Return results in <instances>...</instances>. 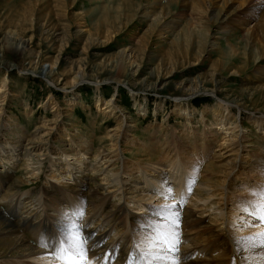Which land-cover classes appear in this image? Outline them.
Listing matches in <instances>:
<instances>
[{"label":"rangeland","instance_id":"rangeland-1","mask_svg":"<svg viewBox=\"0 0 264 264\" xmlns=\"http://www.w3.org/2000/svg\"><path fill=\"white\" fill-rule=\"evenodd\" d=\"M205 1L201 13L192 8L193 0H0V46L5 34L14 32L30 39L32 50L0 55V176L6 171L12 176L0 184V223L28 217L35 235L25 234L30 241L24 249L37 247L46 232L53 236L64 213L82 208L83 231L92 229L89 243L113 228L102 242L114 237L113 244L122 248L111 251L114 264H126L127 252L158 223L134 229L129 215L115 229L113 221L104 222L102 209L91 212L87 203H78L76 193L66 189L74 182L70 177L54 179L52 164L73 163L83 143L87 165L104 168L94 182L105 183L109 164L128 181L129 174L149 178L156 173L150 167L163 166L169 174L177 155L180 161L173 164L193 173L181 207L188 206L203 176L208 186L225 187V207L256 199L252 192L264 187V77L256 75L258 44L250 42L247 30L259 21L264 3ZM258 67L263 70L264 61ZM10 146L17 147L12 163L5 161ZM26 147L39 160L32 164L33 177L23 169ZM51 184L65 199L47 193ZM111 201L126 205L116 197ZM131 205L126 206L144 221L145 213ZM147 205L160 206L157 199ZM182 228L180 223L176 255L185 247L208 250L198 253L207 259L209 252L222 253L209 243L208 233L194 228L186 236ZM16 247L0 240V264H50L22 261L26 250ZM231 255L238 259L227 257L228 264L247 263L234 251Z\"/></svg>","mask_w":264,"mask_h":264},{"label":"bare ground","instance_id":"bare-ground-1","mask_svg":"<svg viewBox=\"0 0 264 264\" xmlns=\"http://www.w3.org/2000/svg\"><path fill=\"white\" fill-rule=\"evenodd\" d=\"M246 1H248L251 4L249 0ZM261 2L264 3V0ZM192 5H193L192 6L193 9L200 10L202 13V11L204 12L203 8L206 6V1L193 0ZM247 34H248L247 37L250 39V42H252L255 45L256 43L258 44V48H256L257 50L254 54V58H255L254 60L256 62L255 66L257 67L256 75L257 77H264V69L262 70V68L258 67L259 64L262 61H264V12L262 16H260L259 21L256 24H254L253 28H249L247 30ZM2 42L3 45L0 46L1 56H2L1 53H4V51L12 52L21 56L32 53L30 46V39L21 37L14 32H9V33L7 32ZM125 52L126 50H124V53ZM2 64L3 65L6 64L5 68L9 70L11 68H14L13 64L8 63L4 60H1V65ZM119 80L120 79L116 77L115 81H119ZM241 104L243 103L241 102ZM113 109L114 108H112V110ZM80 146H82L83 149H81V147L80 149H77L80 152L78 155L75 156L74 158L75 161L73 163L67 162L65 163V165H63L62 163L52 164L51 167L52 172L55 174L54 179L57 180L60 179V181L62 182V179L65 180V178L70 177V179L73 180L74 182L68 184L66 189L72 191L73 193H76L74 197L77 199L78 203L79 204H81V202L87 203L89 205L88 210H90L91 212L95 210V212L97 213V211L102 209L103 212L102 217L105 219L104 222L108 221L109 223L110 220L111 222L113 221L114 225H116L115 229L119 227L121 228L122 224H124V220H123L124 217H128L129 215H133L132 216L133 221L131 223V226L134 227V225H137V228L143 227L146 221H151V222L156 221L158 223H166V221L162 220L161 216L157 215V213L161 212L160 206H158L159 207L158 208L147 205L148 202H152L155 199H157L159 205L162 204L175 205L172 211L179 213V224L181 223V226L183 227L182 230L186 232V236L190 231H192V229L200 228L201 229L200 233L209 234L208 235V239L210 241L209 243H212L214 244V246L222 249V253L220 255L216 254L214 256L209 252V255L212 257L211 259H207L198 256V253L202 254L205 250L199 248L195 251V249L192 248L188 249L185 247L184 254H180V255L178 254L176 255V253L171 254L175 256L176 259L179 260L180 264H226V263L228 264V261H226L225 258L233 257V259H238L237 255H235V258L234 255H231L233 254V251L239 254V256L243 257L245 260L247 256L253 257L252 259L254 261L253 262L254 264H257V262H259L258 260H260L261 256H264V250H260V249H242L238 251V246L235 243L236 239L243 236L253 235L259 229L242 227L244 221H251V218L248 217L247 214L241 210V206L245 204L241 203L240 204L241 206L238 207L224 206L225 201L222 202V200L224 199L223 196H225L224 195L225 187L222 186V184H220L219 182L217 184H214V187H210L205 183L203 176L204 174L203 175L201 174V176L203 177L200 178V181L197 183L195 190L193 189V191L191 192V195L188 199V206L181 207L179 201L180 196L185 195L189 192V185H190L189 178L192 176L193 173L182 170L180 165L175 166L173 164L175 162L174 160L178 162L180 161V158L177 155H174V157H172L173 159L171 158L172 164L168 165L169 174H165L164 172H162L163 166H158L157 168L150 167L149 170L156 169V173H154L153 175L149 173V178L145 179V175L143 173L137 174L136 176L134 174H129L128 175L129 181H128L123 179L122 172L114 171L115 169H113V167L112 169H109L108 167L111 166V164H109L107 166L108 170L103 173L104 176L102 177L105 183L102 182L98 183V182H94L93 176L94 174H97L99 171H101L104 168L101 164L98 163H95L97 164V166L93 164L94 167H90V165L88 166L87 161L85 160L86 154L84 151L86 144L83 143V145ZM10 147L11 149L7 150L5 157L7 159L5 161L8 163L9 162L12 163L13 161H16L15 158L17 157V154H15L17 147L16 146H10ZM27 149L29 148L27 147L24 148V152H26ZM28 151L26 152V154L28 155L29 158L25 159L26 163L24 165H26V167L23 169L27 170L26 172H28L33 177V174L37 168H35L32 164L37 163L39 160L37 161L38 158L35 159V155H32V153ZM2 160L4 162V158ZM66 160L67 159H65V161ZM230 161L231 160H229L228 162ZM4 164L5 163H3V165ZM105 164H108V162L105 161ZM230 168L231 170H233L235 169V166L234 167L231 166ZM87 169H91L90 171L93 174H90L89 176L86 175ZM170 172H173L174 174ZM229 174L230 172L227 171L226 176H228ZM85 176H87V178ZM211 177L210 179H212ZM11 178H12L11 173L9 171H6L5 175L0 176V180H1L0 184L3 185L4 183H7ZM16 182L17 181H15V183ZM74 184H76L77 188L75 186H72ZM167 187L173 188V194L175 195V199L165 200L158 195L160 191H162ZM57 189L58 188L56 184H51L48 185L49 191L47 189L46 191L50 195H54L57 198H59V200L65 199L64 196L60 195V192H58ZM220 195H222V197H220ZM111 197H116L117 200L123 199L124 201L123 203H126V205L132 204L131 205L133 206L132 210H141L142 212L140 213H145L143 216L147 218H145V220L142 221L141 218L136 216V213L134 211H131V209L128 206L120 205L118 201L112 202ZM34 200H31L32 203L36 202ZM36 205L38 204H35V206ZM123 211L126 212L125 216L123 215ZM26 218L24 219L23 223L17 222L15 224L9 223L10 221L8 223L1 221L0 240L3 239V241L16 244L17 249L18 247L23 248L24 245L30 241L29 239H27L26 237L27 235L25 234L30 233L31 235H35L34 232H32L31 230V225H29L28 221H26L27 220ZM96 224H100L99 221ZM38 226H40V224ZM98 228L100 231L102 230L103 227L100 228V226H98ZM91 231L92 229H86L84 235L89 237L88 235L91 234L90 233ZM113 232L114 230L113 228H111L109 231H106L105 233H99L97 234V237H95V239H93L92 242L89 243V255L91 257H103L106 253L111 252L112 250L113 251L115 250L114 251L115 253L118 252L119 250H121L122 252V248L119 249L121 244L120 245L113 244L115 241L114 237L110 242H107V244L106 243L103 244L102 242V239H104L108 235L112 236ZM46 235L48 237H52L47 232L43 234V237H45ZM40 241H41V237H39L36 241L39 244L37 247L34 248L29 247L28 250L23 248L24 250H26V252L23 253V255L20 256V258L19 257L18 258L22 261L28 259L29 262H33V263H38L42 261L45 263H50L47 258V250L41 247ZM16 252L17 250H15V253ZM130 253L131 251L129 253L127 252L128 257ZM238 261L239 260H235L234 262H238ZM116 262L115 264L124 263V261L121 263H116Z\"/></svg>","mask_w":264,"mask_h":264},{"label":"snow or ice","instance_id":"snow-or-ice-1","mask_svg":"<svg viewBox=\"0 0 264 264\" xmlns=\"http://www.w3.org/2000/svg\"><path fill=\"white\" fill-rule=\"evenodd\" d=\"M158 195L167 200L173 198V188L167 187ZM255 200L241 206V210L251 218L244 221L242 227L258 228L253 235L236 239L238 251L242 249L264 250V187L252 192ZM175 205H160L161 216L166 223H156L152 232L143 240L134 245L126 264H179V260L172 253L179 251V213L173 212ZM82 208L67 211L57 225V232L52 237H41L40 245L47 250L50 264H114L111 252L103 257L89 255V238L84 235ZM156 250V251H154ZM247 264L253 261L247 260ZM259 264H264V256L260 257Z\"/></svg>","mask_w":264,"mask_h":264}]
</instances>
